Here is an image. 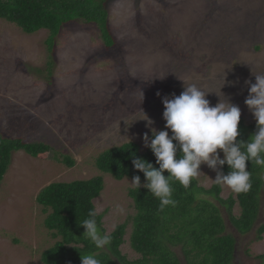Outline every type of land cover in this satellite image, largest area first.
<instances>
[{
  "label": "rangeland",
  "instance_id": "1",
  "mask_svg": "<svg viewBox=\"0 0 264 264\" xmlns=\"http://www.w3.org/2000/svg\"><path fill=\"white\" fill-rule=\"evenodd\" d=\"M105 5L115 39L111 47L98 24L84 19L66 23L53 50L47 29L26 33L0 19V130L53 149L44 158L23 150L12 154L0 182V264H44L42 252L59 237L44 225L47 214L38 193L52 182L99 174L105 188L95 204L107 233L127 221L122 253L130 261L141 257L131 246L137 212L129 194L132 178L117 180L100 171L96 159L127 141L146 149L145 133L166 130L164 97L195 84L212 106L233 103L247 124L256 122L245 104V82L264 74V0H106ZM146 118L153 121L150 127ZM54 151L70 155L74 166L57 161ZM200 171L198 184L212 187L217 171L206 164ZM235 194L223 186V198ZM221 209L227 232L238 239L233 262L264 264V236L258 239L255 231L241 236ZM262 209L264 222V204ZM240 213L237 203L233 214ZM172 249L188 264L181 243Z\"/></svg>",
  "mask_w": 264,
  "mask_h": 264
},
{
  "label": "trees",
  "instance_id": "2",
  "mask_svg": "<svg viewBox=\"0 0 264 264\" xmlns=\"http://www.w3.org/2000/svg\"><path fill=\"white\" fill-rule=\"evenodd\" d=\"M106 0H0V19L14 23L26 33L41 29L49 31L47 43L53 50L62 27L78 19L98 24L108 47L115 44L108 22ZM241 136L247 141L256 131V122L240 121ZM171 135V131H169ZM23 150L35 158H44L52 147L41 141H27L22 137H5L0 130V182L3 181L14 151ZM59 162L72 167L75 160L67 154L54 151ZM133 153L156 165V158L150 148L142 149L136 141H127L104 150L96 159V166L104 173L112 174L117 180L136 175L146 179L132 164ZM251 173L252 187L248 192L236 193L228 198L221 196L222 188L216 183L206 188L193 178L185 187L178 181L172 182V199L175 206L160 210V200L144 187L130 189L129 194L137 210L133 220L131 246L141 257L130 261L122 253L128 222L118 224L111 233L104 226V213H99L95 200L105 188L104 175L70 182H52L37 195V202L47 214L44 225L54 237H59L51 247L42 252L44 264H81V254H94L101 264H182L173 251L177 242L183 245L188 264H237L238 239L227 232L222 207L231 225L241 236L255 231L258 239L264 236V168L247 162ZM227 174V164L220 166ZM167 176L168 173L165 172ZM202 195L208 196L203 197ZM211 197V198H209ZM239 203L241 213L233 214ZM97 211L98 229L111 236L110 245L97 249L83 236L85 228L79 221L88 218L90 210ZM264 262V255L260 256Z\"/></svg>",
  "mask_w": 264,
  "mask_h": 264
},
{
  "label": "clouds",
  "instance_id": "3",
  "mask_svg": "<svg viewBox=\"0 0 264 264\" xmlns=\"http://www.w3.org/2000/svg\"><path fill=\"white\" fill-rule=\"evenodd\" d=\"M254 75L255 83L250 80L245 82L249 86L245 104L256 121V131L247 141L238 139L241 136L242 114L238 105L219 102L212 106L206 98L208 93L195 84L185 86L179 95L164 97L166 130L151 128V137L148 133L143 136L145 147L151 149L158 167L133 153L132 164L144 174L146 182L142 185L141 177L136 175L130 182L132 187L136 190L141 187L148 189L160 200L162 211L166 206H175L176 201L172 199L173 180L187 187L201 173V165L206 164L217 171L214 180L217 185L227 186L235 193L248 192L252 184L247 162L264 168V74ZM146 120L150 127L153 121ZM218 150H222L223 159ZM225 164L230 169L227 174L217 168ZM117 211L123 214L124 208L117 205ZM96 215L95 209L90 210L88 218L79 221V224L85 228L83 236L97 249H103L110 245L112 238L98 229ZM81 264L101 262L94 254H81Z\"/></svg>",
  "mask_w": 264,
  "mask_h": 264
}]
</instances>
